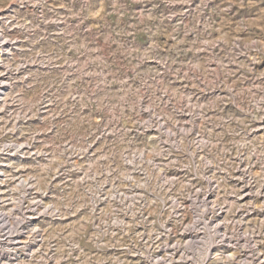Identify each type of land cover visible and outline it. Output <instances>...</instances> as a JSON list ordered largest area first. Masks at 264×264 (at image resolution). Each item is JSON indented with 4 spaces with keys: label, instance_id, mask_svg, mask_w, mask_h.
<instances>
[{
    "label": "rangeland",
    "instance_id": "374dc122",
    "mask_svg": "<svg viewBox=\"0 0 264 264\" xmlns=\"http://www.w3.org/2000/svg\"><path fill=\"white\" fill-rule=\"evenodd\" d=\"M0 91V264H264V0H0Z\"/></svg>",
    "mask_w": 264,
    "mask_h": 264
},
{
    "label": "bare ground",
    "instance_id": "6f19581e",
    "mask_svg": "<svg viewBox=\"0 0 264 264\" xmlns=\"http://www.w3.org/2000/svg\"><path fill=\"white\" fill-rule=\"evenodd\" d=\"M2 40V39H1ZM6 86V85H5ZM4 93V92H3ZM0 95H1V91H0ZM202 253V252H201Z\"/></svg>",
    "mask_w": 264,
    "mask_h": 264
}]
</instances>
